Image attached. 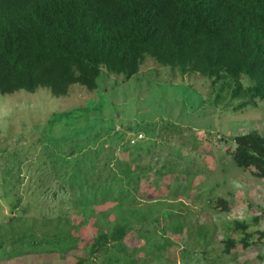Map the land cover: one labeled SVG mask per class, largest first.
Masks as SVG:
<instances>
[{"label": "rangeland", "instance_id": "obj_1", "mask_svg": "<svg viewBox=\"0 0 264 264\" xmlns=\"http://www.w3.org/2000/svg\"><path fill=\"white\" fill-rule=\"evenodd\" d=\"M242 82L249 85L247 78ZM242 102L231 100L221 83L213 85L198 73L181 74L150 56L128 81L103 72L94 91L74 84L62 97L47 88L0 94V264L85 259V247L97 235L95 216L73 228L82 243L71 252H27L24 238L39 241L84 220L69 203L74 194L61 192L51 159L59 163L71 152L81 156L83 148L94 149L128 128V140L130 134L143 136L130 152L132 166L143 175L130 204L138 213L137 222L129 220L135 229L126 239L130 254L148 264H264V179L233 161L235 137L264 136V101L244 108ZM50 154L55 155L47 161ZM115 206L104 202L95 212L109 214L113 222ZM171 227L181 230L171 232ZM203 233L207 243L199 238ZM229 240L234 246L226 253ZM18 249L23 252L16 258Z\"/></svg>", "mask_w": 264, "mask_h": 264}, {"label": "trees", "instance_id": "obj_2", "mask_svg": "<svg viewBox=\"0 0 264 264\" xmlns=\"http://www.w3.org/2000/svg\"><path fill=\"white\" fill-rule=\"evenodd\" d=\"M147 56L181 74L198 73L213 85L221 83L231 100H243L240 107L264 101V0H0V94L47 88L62 97L74 84L94 91L103 68L128 81ZM131 132L114 133L106 143L83 148L81 156L71 152L59 163L50 158L55 154L45 155L61 192L74 194L69 203L84 220L39 241L25 237L29 247L24 250L44 256L71 252L82 243L73 228L95 216L97 235L76 264H148L126 245L135 231L129 220L137 222L138 216L130 204L143 182L142 169L131 163L137 145L131 134L127 138ZM235 143L236 167L264 179V136L251 132L235 137ZM109 201L116 203L113 222L109 214L95 212L96 205ZM207 236L199 234L204 243ZM233 246L229 240L225 252Z\"/></svg>", "mask_w": 264, "mask_h": 264}, {"label": "clouds", "instance_id": "obj_3", "mask_svg": "<svg viewBox=\"0 0 264 264\" xmlns=\"http://www.w3.org/2000/svg\"><path fill=\"white\" fill-rule=\"evenodd\" d=\"M146 61V60H145ZM144 61V62H145ZM103 72H106L107 70L105 69V68H103V70H102ZM108 74H111V73H109V72H107ZM111 75H113V74H111ZM115 75V74H114ZM97 89V88H96ZM95 89V90H96ZM143 136H142V134H139V135H137V137L136 138H134L133 140H132V143H135V142H137V140L138 139H141Z\"/></svg>", "mask_w": 264, "mask_h": 264}]
</instances>
